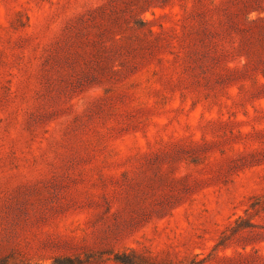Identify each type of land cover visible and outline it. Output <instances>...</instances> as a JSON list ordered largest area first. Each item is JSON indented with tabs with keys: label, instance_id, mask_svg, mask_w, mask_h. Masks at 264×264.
Wrapping results in <instances>:
<instances>
[{
	"label": "rangeland",
	"instance_id": "374dc122",
	"mask_svg": "<svg viewBox=\"0 0 264 264\" xmlns=\"http://www.w3.org/2000/svg\"><path fill=\"white\" fill-rule=\"evenodd\" d=\"M247 1L0 0V264H264Z\"/></svg>",
	"mask_w": 264,
	"mask_h": 264
},
{
	"label": "trees",
	"instance_id": "16d2710c",
	"mask_svg": "<svg viewBox=\"0 0 264 264\" xmlns=\"http://www.w3.org/2000/svg\"><path fill=\"white\" fill-rule=\"evenodd\" d=\"M264 3V0H249L247 2L244 3V11L246 14L252 12V11H257L259 12L262 5ZM241 217H239L238 219H240Z\"/></svg>",
	"mask_w": 264,
	"mask_h": 264
}]
</instances>
